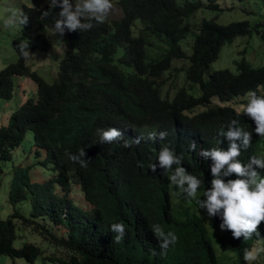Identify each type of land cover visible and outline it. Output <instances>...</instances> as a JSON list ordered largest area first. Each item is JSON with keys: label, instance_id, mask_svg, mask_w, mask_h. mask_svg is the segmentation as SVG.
Returning a JSON list of instances; mask_svg holds the SVG:
<instances>
[{"label": "trees", "instance_id": "16d2710c", "mask_svg": "<svg viewBox=\"0 0 264 264\" xmlns=\"http://www.w3.org/2000/svg\"><path fill=\"white\" fill-rule=\"evenodd\" d=\"M112 1L120 6L119 17L106 18L103 23L89 20L93 25L90 30L65 31L66 48L52 81L29 68L17 45L23 42L29 49H49L51 41L42 29L54 27L56 13L62 9L57 7L42 18L41 10H48L49 0L42 5L20 3L19 14L28 15L29 22L18 24V31L12 35L17 59L0 68V98L11 97L14 74L32 78L36 89L9 114L6 123L0 124V184L4 163L12 158V151L28 130L33 135L36 163L53 170L55 176L31 180L27 167H13L8 200L15 202L29 196L31 208L29 216L14 209L7 218H0V253L33 261L42 252L33 242L13 245L17 235L13 218H19L66 250L65 257L48 256L63 263L229 264L218 258L209 233V228L220 226V216L203 217L193 209L200 199L206 200L204 194L213 179L212 161H205L197 153L215 146L227 150L229 141L219 133L227 131L231 120L239 119L240 126L252 132V144L247 151L241 150L238 159L247 163L252 155L263 156L259 144L264 137L255 133V122L244 113L238 117L230 105L211 102L214 95L226 100L258 84L264 86V65L254 66L244 58L237 60L235 72L226 67L209 70L222 45L237 35L250 33L252 25L247 19L219 23L215 16L203 17L191 53L186 54L179 43L190 31L184 18L200 7L222 10L217 0ZM263 24L264 20L257 22L256 30ZM182 57L189 58L185 77L198 83L199 93L194 95L179 86L171 97L168 92L162 96L164 79L158 77L173 58ZM200 105L204 106L202 110L191 113ZM142 125L162 129L168 135L150 144L146 140L139 145L132 143L130 148L123 147V140L100 142L99 129L116 127L124 139L135 140L138 137L132 129ZM191 142L197 145L195 151L187 147ZM164 146L178 155L182 153V166L202 181L196 197H183L184 204L179 203L176 209L169 196V177L176 165L167 173L159 167L158 155ZM81 149L89 159L86 168L69 159ZM153 164H157L155 173L150 168ZM257 170L264 176V170ZM237 178L233 174L225 179ZM70 179L91 204L89 207L69 197ZM55 184L61 185L62 192H54ZM176 196H181L180 191ZM40 218H47L52 226L63 224L65 234H56L39 222ZM113 223L125 225L126 235L119 242L111 231ZM154 224L179 238L166 254L160 253L159 241L152 232ZM259 232L245 240L243 236L234 238L231 231H222L217 242L234 247L238 264H246L244 250H251L254 240L264 239V222Z\"/></svg>", "mask_w": 264, "mask_h": 264}, {"label": "rangeland", "instance_id": "374dc122", "mask_svg": "<svg viewBox=\"0 0 264 264\" xmlns=\"http://www.w3.org/2000/svg\"><path fill=\"white\" fill-rule=\"evenodd\" d=\"M47 1L48 0H0V68H2L5 63L17 59V54L12 47L11 39L12 35L16 34L18 31L19 25L13 24L11 26H6L5 22L12 17L13 12L19 14L20 3L24 2L30 5H42ZM202 1L203 3L207 2V0ZM217 2L223 7L222 10L200 7L188 17L184 18V21L190 24V31L184 38L180 39L181 47L187 54L190 53L193 38L198 30V23L203 17L211 18L215 16L216 21L219 23L247 19L252 25L251 32L237 35L231 41L224 43L217 58L210 63L209 70L226 67L232 71H237L235 61L241 57H245V59L254 66L264 64V37L261 36L264 24L257 26L259 29L258 31L255 27L257 22L264 20V0H217ZM72 3L75 4V1ZM112 3L114 7L109 13L108 18L119 17L121 15L120 6L116 1H112ZM42 30L51 41V46L47 50L29 49L30 57L25 60V62L30 69L36 70L44 77V79L52 81L57 75L58 61L66 48L67 35L65 33L63 37H60L59 34L55 32L54 27L45 26ZM31 53L35 56H32ZM188 63L189 60L187 57L173 59L171 66L162 72L161 75L165 74L163 75L165 81L160 88L162 96L164 95L163 92L170 93L172 92V89L179 86H185L187 90L194 95L199 93L198 84H190L185 78V67ZM180 65L185 66L182 69L175 70V68ZM206 75L207 73L204 74V77H206ZM13 82L14 87L11 97L0 98V124L6 123L9 114L27 97L33 96L35 93L36 82L32 78L26 75L14 74ZM174 92H172L170 97ZM237 100L238 99L235 98L232 101H220L216 96L212 97L213 102L231 103L233 106L235 104V107L239 108L240 105L237 103ZM203 107L204 106L200 105L195 109L198 110ZM34 148L33 135L32 132L28 130L20 144L12 151V158L6 161L3 165L0 184V218H7L14 209L19 210L25 216H29L30 213L31 207L29 196L26 199L15 202H10L8 200V189L14 166L21 165L27 167V174L31 180L41 181L49 177H54L55 175L53 170L36 163L37 160L33 154ZM259 152L264 156V140L260 141ZM172 174H170V176ZM177 191H180V197L176 196ZM70 195L74 202L83 205L84 207L90 206L87 200L83 197V194L76 183L71 182ZM169 196L175 209L179 206V203L184 204L182 202L183 197L187 198V196L183 194L182 189L171 184L170 180ZM193 209L203 217L207 215L206 209H200L199 206H194ZM13 220L17 226V235L13 240V245L19 247L24 242H33L42 249V252L36 256L33 261H28L21 256L12 257L0 253V264H68L63 263L58 259L53 260L48 258L50 254L65 257L66 250L64 248L56 246L50 242L49 239L43 237V235L36 231L32 225L23 223L19 218H13ZM38 221L46 223V226H49V228L55 231L58 235L65 234V227L63 225L52 226L47 218L44 220L40 218ZM219 232H222L219 226L209 228V233L214 242L218 258L229 264H238L235 248L217 242V235ZM252 248H264L263 237L254 240ZM252 262H255L256 264H264V253H261L258 256V259Z\"/></svg>", "mask_w": 264, "mask_h": 264}, {"label": "clouds", "instance_id": "9594fccd", "mask_svg": "<svg viewBox=\"0 0 264 264\" xmlns=\"http://www.w3.org/2000/svg\"><path fill=\"white\" fill-rule=\"evenodd\" d=\"M57 7H60L62 10L59 13H56L58 19L55 20L54 30L60 37H63L66 30L71 32H76L77 30H90L93 25L92 23L87 22L89 20L94 19L97 23H103L105 19L108 18L114 5L112 0H75V4L72 3V0H62V2L61 0H49L48 10H41L42 18H47ZM28 22V15L13 12L12 17L7 20L5 24L6 26H11L13 24L25 26ZM17 47L21 56L25 60L29 59V45L21 42ZM31 55L35 56L32 53ZM241 58L245 59V57ZM235 62H237V60ZM184 66L180 65L175 68V70L182 69ZM163 75H160L158 79H164ZM186 80L189 81L188 79ZM189 83L193 84L194 82L189 81ZM175 89L176 88L172 89V92L175 91ZM172 92H170V94ZM212 97L211 102L213 104L232 106L236 112H238V117L239 113L247 114L255 122V133L260 137H264L263 85L258 84L257 86L249 88L230 99H226L230 101L235 98L238 99L237 103L240 105L239 108L235 107V104L233 106L231 103L213 102ZM219 100L223 101L221 99ZM195 108L191 113L202 110L204 107L198 110ZM98 131L100 132L101 144H111L115 141L123 140V147L125 148H130L132 143L139 145L141 140H146L149 144L152 141L156 142L159 138L165 140L168 135L166 131H162V129H153L148 125H142V128L132 129L134 134H137L138 137L135 140L124 139V134L116 127L99 129ZM219 135L221 137H226L229 141V147L227 150L220 146H215L211 149H204L197 153V155L202 156L205 161L209 159L212 161L210 171L213 176V179L210 182L211 188L207 189L204 194L206 200L200 199L199 208L206 209L207 215L210 218H214L218 215L220 216L222 220L219 226L221 231H231L234 238L239 239L243 236L245 240H248L251 239L254 234H260L259 227L262 222H264V176H262L261 172L257 170H264V156L252 155L249 157L247 163L241 162V160L238 159V157L241 156V150L243 149L244 151H247L252 144V132L241 127L239 119L231 120L227 131L222 130ZM237 141H239V143H237ZM221 143L222 141H220V144ZM187 147L188 149L195 151L197 145L195 142H191ZM85 157L86 152L83 149L80 150L78 155H69V159L78 162L82 168L88 166L89 159H86ZM183 159L184 157L182 153L178 155L174 149L169 148L168 146L162 147L158 155L159 167L165 169V173L171 170L173 165H176L174 173L169 177L171 184L182 189L183 194L189 199L195 198L202 181L195 175L189 173L187 169L182 166ZM150 168L152 172L155 173L157 170V164L151 165ZM233 174L238 178L225 179L231 177ZM54 192H62L61 185L59 186L58 184H55ZM69 197H71L70 192ZM89 205L91 204L89 203ZM80 206L84 207L83 205ZM111 231L116 233L114 237L116 242H119L126 235V229L123 223H113L111 225ZM152 232L159 241L160 253L162 255L166 254L169 247L174 246L179 239L174 232H165L159 224L152 225ZM261 253H264V248H252L251 250L246 248L244 250V261L246 264H250V262L257 260Z\"/></svg>", "mask_w": 264, "mask_h": 264}]
</instances>
